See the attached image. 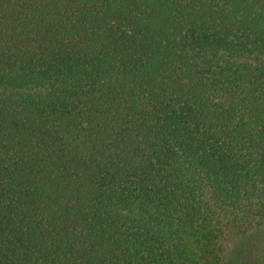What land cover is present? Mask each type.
Returning a JSON list of instances; mask_svg holds the SVG:
<instances>
[{
	"label": "trees",
	"instance_id": "trees-1",
	"mask_svg": "<svg viewBox=\"0 0 264 264\" xmlns=\"http://www.w3.org/2000/svg\"><path fill=\"white\" fill-rule=\"evenodd\" d=\"M248 245L264 264V0H0V264Z\"/></svg>",
	"mask_w": 264,
	"mask_h": 264
},
{
	"label": "rangeland",
	"instance_id": "rangeland-1",
	"mask_svg": "<svg viewBox=\"0 0 264 264\" xmlns=\"http://www.w3.org/2000/svg\"><path fill=\"white\" fill-rule=\"evenodd\" d=\"M242 243V239L234 238L231 241L232 247L230 248L232 253L238 252V246ZM240 254L243 256L241 263H235V264H249V245L245 248V250L241 251ZM236 257V255H235ZM253 261H251L252 263ZM250 263V264H251Z\"/></svg>",
	"mask_w": 264,
	"mask_h": 264
}]
</instances>
